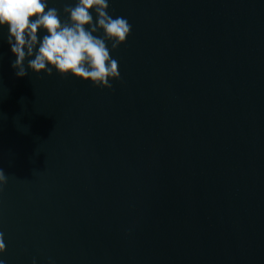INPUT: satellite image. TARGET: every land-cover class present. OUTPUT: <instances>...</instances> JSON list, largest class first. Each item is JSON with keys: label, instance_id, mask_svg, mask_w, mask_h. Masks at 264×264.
Returning <instances> with one entry per match:
<instances>
[{"label": "water", "instance_id": "1", "mask_svg": "<svg viewBox=\"0 0 264 264\" xmlns=\"http://www.w3.org/2000/svg\"><path fill=\"white\" fill-rule=\"evenodd\" d=\"M109 4L112 89L17 77L0 27V261L264 264V0Z\"/></svg>", "mask_w": 264, "mask_h": 264}, {"label": "clouds", "instance_id": "2", "mask_svg": "<svg viewBox=\"0 0 264 264\" xmlns=\"http://www.w3.org/2000/svg\"><path fill=\"white\" fill-rule=\"evenodd\" d=\"M49 2L0 0V27L8 28L7 43L16 57L11 65L15 75L25 77L30 69L51 76L55 70L61 77L70 74L90 81L94 87L112 89L110 81L120 80L121 75L111 52L126 43L132 25L122 16L113 18L109 14V0H74V5L65 4L66 20L61 19L59 9L49 7ZM40 30L46 33L42 37L38 35ZM101 31L102 36L96 35ZM7 182L8 176L0 169V190ZM5 251L4 233L0 232V254Z\"/></svg>", "mask_w": 264, "mask_h": 264}]
</instances>
